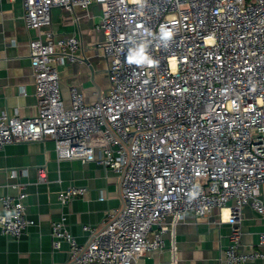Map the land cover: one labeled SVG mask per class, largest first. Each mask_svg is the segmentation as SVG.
<instances>
[{
    "label": "built area",
    "instance_id": "1",
    "mask_svg": "<svg viewBox=\"0 0 264 264\" xmlns=\"http://www.w3.org/2000/svg\"><path fill=\"white\" fill-rule=\"evenodd\" d=\"M20 1L34 31L28 49L37 111L0 112V150L49 139L58 161H94L120 178L121 207L109 209L100 227L83 225L85 243L64 215L52 221V248L67 243V264H137L164 248V234L187 211L198 219L213 210H226L219 221L232 226L226 264L264 260L261 249L240 244L242 206L264 220V0ZM93 3L109 89L89 103L70 86L65 106L56 54L61 62L80 59V41L54 39L50 11ZM37 173L46 181L43 169ZM85 191L69 186L57 200ZM24 198V191L0 197V232L14 239L33 224Z\"/></svg>",
    "mask_w": 264,
    "mask_h": 264
},
{
    "label": "crops",
    "instance_id": "2",
    "mask_svg": "<svg viewBox=\"0 0 264 264\" xmlns=\"http://www.w3.org/2000/svg\"><path fill=\"white\" fill-rule=\"evenodd\" d=\"M100 6L72 11L54 6L48 27L56 39L74 34L80 41V59L61 62L56 54V70L61 79L65 106L69 105L68 89H80L86 102L92 103L109 89L106 60L100 47L103 33L97 29ZM33 29L25 26L20 0H3L0 13V112L9 116L27 117L37 111L34 77L30 66L28 41ZM62 58V57H61ZM38 169L45 171L46 181L38 180ZM14 173L11 177V173ZM69 186L86 188L66 204H60L57 193ZM25 192L26 216L33 224L18 239L0 232V264H67L68 245L63 242L54 250L51 245L52 221L65 217L66 228L78 243H85L88 234L83 225L99 226L108 220L106 212L122 205L120 178L117 173L94 162L55 157L52 140L13 142L0 150V197ZM103 199H100V197ZM260 196L264 197L261 190ZM227 211H211L203 218L187 211L183 220L164 234V248L147 252L137 264H226L223 249L229 243L232 226L221 222ZM264 220L251 207L241 208L240 244L242 249H261L260 233ZM246 264H264L255 259Z\"/></svg>",
    "mask_w": 264,
    "mask_h": 264
},
{
    "label": "clouds",
    "instance_id": "3",
    "mask_svg": "<svg viewBox=\"0 0 264 264\" xmlns=\"http://www.w3.org/2000/svg\"><path fill=\"white\" fill-rule=\"evenodd\" d=\"M166 35L170 36V35H171V33H166ZM149 62H150V61H149Z\"/></svg>",
    "mask_w": 264,
    "mask_h": 264
}]
</instances>
